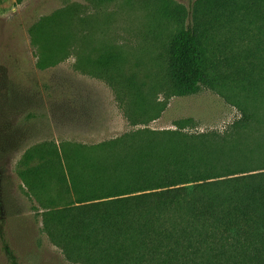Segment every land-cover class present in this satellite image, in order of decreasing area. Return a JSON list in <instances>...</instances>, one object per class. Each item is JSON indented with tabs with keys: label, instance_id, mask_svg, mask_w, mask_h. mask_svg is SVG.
Wrapping results in <instances>:
<instances>
[{
	"label": "trees",
	"instance_id": "16d2710c",
	"mask_svg": "<svg viewBox=\"0 0 264 264\" xmlns=\"http://www.w3.org/2000/svg\"><path fill=\"white\" fill-rule=\"evenodd\" d=\"M255 23L264 27V0H199L169 48L171 94L218 92L242 115L230 133L139 130L98 146L34 149L59 157L57 197L44 200L47 186H33L38 170L24 180L43 205L44 232L69 262L264 264V63L255 57L264 42L238 52L227 39L217 55L210 34L236 25L250 33Z\"/></svg>",
	"mask_w": 264,
	"mask_h": 264
},
{
	"label": "rangeland",
	"instance_id": "374dc122",
	"mask_svg": "<svg viewBox=\"0 0 264 264\" xmlns=\"http://www.w3.org/2000/svg\"><path fill=\"white\" fill-rule=\"evenodd\" d=\"M198 1L0 0V264H75L44 232L43 205L24 180L38 170L33 186H47L44 200L57 197L59 157L35 148L98 146L139 130L232 131L241 112L218 92L178 97L168 89L172 38L192 25ZM247 31L211 29L215 54L227 39L232 51L249 41L256 50L264 27ZM255 57L264 63V52ZM184 120L191 123L181 129Z\"/></svg>",
	"mask_w": 264,
	"mask_h": 264
}]
</instances>
